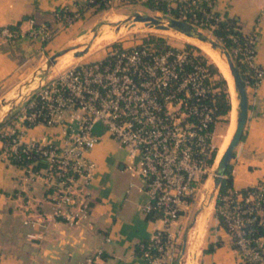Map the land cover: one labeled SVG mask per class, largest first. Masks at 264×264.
I'll return each mask as SVG.
<instances>
[{"label":"built area","instance_id":"2783aa9c","mask_svg":"<svg viewBox=\"0 0 264 264\" xmlns=\"http://www.w3.org/2000/svg\"><path fill=\"white\" fill-rule=\"evenodd\" d=\"M115 1L129 2L106 3L110 6ZM163 1L167 8H177L173 17L198 29L212 26L210 19H217L212 7L206 11L199 0ZM79 16L77 10L73 14L65 9L56 12L61 25ZM49 32L42 25L31 29L33 36L46 37ZM15 37L7 25L0 27V39ZM243 37L241 59L250 71L251 84L256 86L264 78V68L255 60L258 35L249 32ZM198 56L187 46L165 42L158 48L154 42L140 41L113 45L97 59L70 64L42 79L21 112L1 129L0 154L21 162L30 158L32 151L39 155L44 162L39 171L32 169L35 160L22 166L40 172L51 187L50 217L71 226L89 213L86 187L95 163L87 152L101 139L94 130L100 125L126 147V167L141 177V187L150 198L141 205L142 211H156L161 221L150 237L138 243L140 254L147 264H166L174 248L171 225L181 216L183 206L188 207L195 198L213 164L212 127L220 117V87L216 75ZM37 123L61 126L64 144L24 141L23 129ZM256 187L246 192L230 188L219 197L215 209L239 253L264 264V239L252 244L247 230L257 214H264V185ZM99 253L100 249L75 264H95Z\"/></svg>","mask_w":264,"mask_h":264},{"label":"crops","instance_id":"0c3cea01","mask_svg":"<svg viewBox=\"0 0 264 264\" xmlns=\"http://www.w3.org/2000/svg\"><path fill=\"white\" fill-rule=\"evenodd\" d=\"M76 1L0 0V27L17 25L19 30V35L12 40L0 39V85L22 70L26 60L36 54L42 56L52 42H75L90 23L102 17V10L87 9L71 23L61 25L54 11L66 5L76 11ZM210 1L212 9L220 15L236 18L243 33L258 35L255 60L264 68V0ZM35 23H50L49 36L31 37ZM246 89L248 116L242 138L230 159L235 190L264 182V78L256 86L247 85ZM94 130L101 139L87 152L95 163L86 187L90 209L85 218L71 226L50 217L51 187L41 173L28 171L0 154V264H75L99 249L95 264H147L137 246L161 226V221L157 217L146 218L141 209L150 198L141 187V177L131 174L126 167V147L100 125L96 124ZM22 139L62 146L65 132L58 125L37 123L23 129ZM211 180L208 175L199 196L201 202L207 201L205 192ZM187 208L183 206L181 216ZM207 208L209 206L203 209L204 213ZM202 219L197 218L192 226L186 254L194 241L197 255L203 234V228L200 234L197 228ZM217 240L220 243L213 250H205L209 243ZM166 264L172 262L167 260ZM198 264H249L233 246L231 234L215 214L205 229Z\"/></svg>","mask_w":264,"mask_h":264},{"label":"rangeland","instance_id":"374dc122","mask_svg":"<svg viewBox=\"0 0 264 264\" xmlns=\"http://www.w3.org/2000/svg\"><path fill=\"white\" fill-rule=\"evenodd\" d=\"M89 9L92 10L91 8ZM136 12L160 16H163L164 14V12L162 11L147 7L140 1L125 3L119 1H117V3L113 2V4H111L108 8L102 9V17L90 23L91 25H89L88 28L84 30V34L78 37L75 42H52V46L50 45V47L44 49L43 54L40 53L42 56L36 54L33 59L29 58L28 60H26L27 64L22 67V70L18 71V73L14 75L13 78L0 85V102L4 100V103L0 104V109L10 101H12L13 103L5 113V115L2 116L0 122L8 123L16 118V116L23 109L27 99L32 95L34 91L37 90L42 79L46 80L47 78L53 76L60 69L75 62L97 59L108 52L109 47L113 45H128L139 42L145 37L154 35L164 38L166 42H169L175 46H187V44L190 43L200 47L197 43L193 42L191 37L185 36L184 33L176 29H159L155 28L154 26H147L142 21H136L137 23H132L131 17ZM125 20L127 21L125 22ZM128 23L130 24L126 25ZM122 24H124V27H121L120 32H115V34L110 38L102 39L98 42L95 41L98 35L100 36V34H102L104 30L112 31L115 30V28L117 30ZM198 30L203 34H206L209 38L218 40L217 37L212 34L210 29L201 28ZM94 34H97V36H94ZM220 43L222 42L220 41ZM188 48L193 50L197 54H206L201 47L200 51L195 47ZM76 50L78 52L74 54V58H61L62 55H65L67 53H74V51ZM60 51L65 52L57 55L55 61L51 60L50 56ZM230 52L234 60V48H232ZM207 60L210 62V58L208 56ZM227 115H224L222 117L220 116L214 127L213 146L217 149V151L214 158L215 162L213 161L214 166L212 164L209 169L211 170L209 174L210 178L212 177L217 162L225 149L222 148V138L226 128L225 123L228 119ZM223 118L227 119L223 120ZM219 142L220 145L217 146ZM204 182L205 180L203 181V183ZM203 183L200 186L195 198H193L190 205L188 206L185 214L179 217V219L171 225L174 248L171 252V256L167 260L172 262V264H184L186 262V246L188 244V235L196 219L199 217L203 218L204 235L210 217L212 218L214 214L216 215L215 199L218 193V188L212 194L210 192L207 194L208 199L204 203L199 200L200 193L204 191ZM208 206L209 213L206 215L203 212V209ZM157 225H160L159 221H157ZM203 235L198 244L195 264H198L199 261V253L203 245Z\"/></svg>","mask_w":264,"mask_h":264},{"label":"trees","instance_id":"16d2710c","mask_svg":"<svg viewBox=\"0 0 264 264\" xmlns=\"http://www.w3.org/2000/svg\"><path fill=\"white\" fill-rule=\"evenodd\" d=\"M142 2L143 4H145L147 7L154 9V10H159L162 11L166 14L172 15V16H177V8L171 6L170 8H167V4L165 3V1L163 0H129V2ZM208 1L209 0H204V1H199V6L201 8H204L206 11H210L211 10V6L208 5ZM109 7V4L106 3V0H78L76 1V10L81 14L83 13L85 10L91 8L93 12L102 10V9H106ZM65 11L73 14L74 11H71L69 6H61L58 7L55 11H54V16L56 18V12H62ZM202 10L198 12V14H201ZM212 14L214 16H216L217 19L211 18L210 22L212 23V26L206 25L205 27L207 29H210L212 34L214 36L217 37L218 40H220L223 45L230 51L232 48H236L239 51L234 52L235 57H234V62L236 63V65L238 66L241 75L245 81L246 86L250 85L252 83V77L250 75V71L247 67V65L242 61L241 59V54H240V47L243 44V35L244 33L240 30L239 24H237V20L236 18L227 16V15H220V13H218L217 11H213ZM44 26L45 28H50L52 27V25L50 23H40L37 24L35 23L33 25L32 28H37L39 26ZM14 33L16 36L19 35V30L17 29V25H7ZM31 37H35L33 36V34H31ZM142 42H154L156 44V46L158 48H163L164 44H165V40L164 38L160 37V36H148L143 38ZM188 47L193 48L195 47L197 50H201L200 47L196 46L195 44H187ZM207 56L206 54H199L198 57H201L202 62L207 64L208 68L210 69V71L215 74L217 76L216 78V84L220 87V92H219V96H218V105H219V110L218 113L219 115L222 117L224 115L229 114L230 109H231V102H230V95L228 92V86H227V81L226 78L223 76V74L220 72V70L218 69L217 65L210 60V62L207 60ZM228 116V115H227ZM227 118H223V120H226ZM228 122V119H227ZM227 122L225 124H227ZM9 124V122H0V138H2L1 136V129H4V127ZM215 126L212 127V129H214ZM222 128V127H221ZM243 135V134H242ZM242 138V136H241ZM216 151L217 149L214 148L213 149V153H212V157L210 159V164H214V158L216 155ZM36 161L33 166L32 169L34 171H39V169L41 167L44 166V162H42L41 158L39 157V155L37 153H35V151H32V156L30 158H26V160L24 159L23 162H21L20 160L17 159H12L10 162L13 164H16L18 166H22L23 164H25L28 161ZM207 179V177H206ZM205 179V181H206ZM204 184V183H203ZM258 184H263L264 182L258 183ZM257 184V185H258ZM230 188H232V174H231V163H228V166L225 170V176L223 177L219 188H218V193H217V197L215 200V206L218 204L219 202V197L221 195H223L224 193H226ZM256 185L253 186H247L245 188H242L241 190L243 192H246L247 190H256ZM156 211H152L149 213H146L145 217L148 219H155L156 217ZM216 215L219 218L220 223L226 228L224 221L222 220V218L220 217V215L217 214ZM261 218L263 219L261 221ZM247 230H248V236L251 237L252 239V244H257L258 243V239L259 238H263L264 239V214L263 216H260L257 214L256 219L251 223L247 225ZM220 243V241H215V242H211L208 244L207 248H205V250L211 251L214 249V247L216 245H218ZM232 243L233 246L238 250V246L237 244L234 242L233 238H232ZM137 250H138V246H137ZM249 264H260L258 261H249L247 260L244 256H242Z\"/></svg>","mask_w":264,"mask_h":264},{"label":"water","instance_id":"95a60500","mask_svg":"<svg viewBox=\"0 0 264 264\" xmlns=\"http://www.w3.org/2000/svg\"><path fill=\"white\" fill-rule=\"evenodd\" d=\"M132 23L136 21H142L147 26H154L155 28L159 29H169L173 28L176 29L188 36H193L203 42L208 43L212 48L217 49L220 53H223L226 57L227 64L229 66L230 72L233 77L234 81V88L237 93L238 105H237V114H236V123L233 134L223 151L222 155L220 156L216 168L214 170V174L212 177V184H211V191L212 194L217 188L225 176V170L230 162L231 157L233 156V152L237 144L239 143L241 136L243 134L244 126L248 116V93L246 89L245 81L241 75V72L234 62L231 52L222 44L219 40H214L209 38L206 34L201 33L196 26L191 24L190 22L176 18L166 13L163 16L160 15H151V14H142L136 12L131 17ZM120 22V21H119ZM118 22V23H119ZM117 23V24H118ZM97 36V34H94ZM65 51H60L52 54L50 56L51 60L55 61L56 56L62 54ZM4 100L0 102L3 104Z\"/></svg>","mask_w":264,"mask_h":264},{"label":"bare ground","instance_id":"6f19581e","mask_svg":"<svg viewBox=\"0 0 264 264\" xmlns=\"http://www.w3.org/2000/svg\"><path fill=\"white\" fill-rule=\"evenodd\" d=\"M127 20H125L126 22ZM124 23V22H123ZM137 23V22H136ZM130 23L126 24L129 25ZM121 27H124V24H122L119 29L116 30H112V31H107L104 30L102 32V34H100V36L98 35V37L96 38V42L101 41L102 39H107L110 38L111 36H113L115 34V32H120L121 31ZM147 28V27H146ZM158 31V30H157ZM123 32V31H122ZM117 36V35H116ZM185 36L187 37H191L193 42L197 43L202 49L203 51L208 55V57L210 58V60H212L218 67V69L220 70V72L223 74V76L226 78L227 81V86H228V92L230 95V102H231V109L230 112L228 114V122L226 124V128L223 134V140H222V148H226L232 134L235 128V123H236V114H237V105H238V99H237V93L235 91L234 88V81H233V77L232 74L230 72L229 66L227 64L226 61V57L223 53H220L219 50L212 48L208 43L203 42L193 36H188L185 34ZM111 40V39H110ZM93 41V40H92ZM100 43V42H99ZM91 44V43H90ZM96 46V45H95ZM78 52L77 50L74 51V53H67L65 55H62L61 58H74V54ZM59 60V59H58ZM57 63V62H56ZM55 63V64H56ZM12 101L8 102L3 108L0 109V119L2 118V116L5 115V113L8 111V109L10 108V106L12 105ZM222 131V130H221ZM222 136V135H221ZM225 150V149H224ZM223 153V152H222ZM222 155V154H221ZM210 173V171H209ZM214 174V173H213ZM209 175V174H208ZM213 177V175H212ZM212 181V180H211ZM211 191V182L209 183L206 192H205V196H206V200L207 198V194ZM209 211V208L206 209L205 214L207 215ZM203 219L200 221L199 226H198V232L200 234V231L203 228ZM194 231V229H193ZM194 233V232H193ZM197 233V232H196ZM195 235V234H194ZM203 235V234H202ZM193 237V236H192ZM199 238V237H198ZM191 242V241H189ZM190 250L187 262L185 264H195V256H196V250H197V244L195 245V242L193 241L192 244H190ZM189 248V246L187 247V249Z\"/></svg>","mask_w":264,"mask_h":264}]
</instances>
